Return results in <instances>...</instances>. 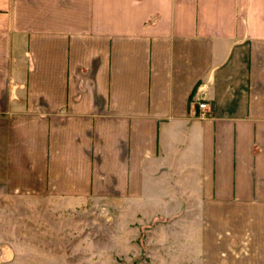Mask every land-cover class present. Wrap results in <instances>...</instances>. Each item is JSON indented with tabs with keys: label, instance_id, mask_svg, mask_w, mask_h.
<instances>
[{
	"label": "crops",
	"instance_id": "obj_1",
	"mask_svg": "<svg viewBox=\"0 0 264 264\" xmlns=\"http://www.w3.org/2000/svg\"><path fill=\"white\" fill-rule=\"evenodd\" d=\"M0 211V264H264V0H0Z\"/></svg>",
	"mask_w": 264,
	"mask_h": 264
},
{
	"label": "rangeland",
	"instance_id": "obj_2",
	"mask_svg": "<svg viewBox=\"0 0 264 264\" xmlns=\"http://www.w3.org/2000/svg\"><path fill=\"white\" fill-rule=\"evenodd\" d=\"M42 212V211H41ZM33 216L34 218H38L39 217V211H37L36 209L32 210ZM45 213V212H44ZM5 214L2 213V211H0V238L6 236L8 237V234L11 232L12 234L14 233L13 229H8V227L3 228V226L1 225L2 222H4V216ZM61 215H63V219L61 217ZM59 220H64L68 217L67 214H58ZM73 221H78L75 218L73 219ZM154 223H145L144 225H142L138 230H136L135 233V239L136 242H138V250L135 248L133 251L137 252L135 255H132L131 258L128 259H122L123 257L125 258V255H122V257L120 255L117 254H113L114 253V245H111L110 247L108 246L109 250L111 251V255H107L108 259H106V261H93V262H88V261H74L73 264H150L152 262H150L148 260V256L146 255V253L148 252L146 249V245H145V240L147 235L150 233V229L152 228L151 226ZM56 229H54L55 231ZM73 232V230H65L63 231L62 235L64 236H68L67 234L70 235V233ZM75 232H77L75 230ZM78 232H81V229L78 230ZM129 232H131V230H129ZM102 233V232H101ZM114 233V228H108L105 230V236L109 237V236H113ZM55 234V232H54ZM135 241V240H134ZM140 250V251H139ZM140 252V253H139ZM111 256V257H110ZM19 263V262H16ZM67 263V262H66Z\"/></svg>",
	"mask_w": 264,
	"mask_h": 264
},
{
	"label": "built area",
	"instance_id": "obj_3",
	"mask_svg": "<svg viewBox=\"0 0 264 264\" xmlns=\"http://www.w3.org/2000/svg\"><path fill=\"white\" fill-rule=\"evenodd\" d=\"M198 108H199V112H198V115L199 116H206L207 115V103L204 102V101H200L198 103Z\"/></svg>",
	"mask_w": 264,
	"mask_h": 264
}]
</instances>
